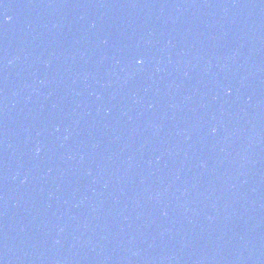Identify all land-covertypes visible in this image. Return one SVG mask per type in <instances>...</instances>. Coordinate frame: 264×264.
<instances>
[{
    "label": "water",
    "instance_id": "95a60500",
    "mask_svg": "<svg viewBox=\"0 0 264 264\" xmlns=\"http://www.w3.org/2000/svg\"><path fill=\"white\" fill-rule=\"evenodd\" d=\"M140 0H0V108L94 46Z\"/></svg>",
    "mask_w": 264,
    "mask_h": 264
},
{
    "label": "clouds",
    "instance_id": "9594fccd",
    "mask_svg": "<svg viewBox=\"0 0 264 264\" xmlns=\"http://www.w3.org/2000/svg\"><path fill=\"white\" fill-rule=\"evenodd\" d=\"M139 62V61H138Z\"/></svg>",
    "mask_w": 264,
    "mask_h": 264
}]
</instances>
